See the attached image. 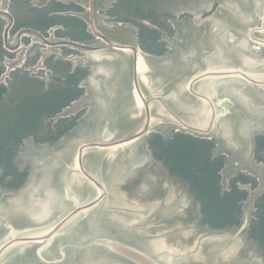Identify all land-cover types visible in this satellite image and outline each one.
<instances>
[{
    "label": "water",
    "instance_id": "water-1",
    "mask_svg": "<svg viewBox=\"0 0 264 264\" xmlns=\"http://www.w3.org/2000/svg\"><path fill=\"white\" fill-rule=\"evenodd\" d=\"M258 13V12H257ZM243 21L222 8L186 31V47L143 53L128 26H91L85 95L58 114L91 108L82 127L31 151V170L11 197L0 189V264H264L244 234L249 193L234 228L199 222L185 181L155 160L148 138L174 132L210 139L230 154L221 185L260 168L264 136V1ZM232 34L238 36L235 38Z\"/></svg>",
    "mask_w": 264,
    "mask_h": 264
},
{
    "label": "flooded vegetation",
    "instance_id": "flooded-vegetation-1",
    "mask_svg": "<svg viewBox=\"0 0 264 264\" xmlns=\"http://www.w3.org/2000/svg\"><path fill=\"white\" fill-rule=\"evenodd\" d=\"M263 1L0 0V189L8 191L4 198L27 180L31 151L65 138L86 119V107L58 114L85 95L83 83L91 73L84 62L86 46L97 38L90 25L128 26L141 51L158 58L177 45L186 47L181 26L195 29L221 8L227 22L232 12L250 22L257 12L258 17ZM214 146L211 158L222 161L217 170L219 194L226 195L237 219L223 229L241 224L249 193L263 184L249 207L244 230L245 237L257 243L248 235L264 218V136L254 138L253 160L260 168L234 172L224 187L219 172L230 154L213 155ZM200 209L199 202V220Z\"/></svg>",
    "mask_w": 264,
    "mask_h": 264
},
{
    "label": "trees",
    "instance_id": "trees-1",
    "mask_svg": "<svg viewBox=\"0 0 264 264\" xmlns=\"http://www.w3.org/2000/svg\"><path fill=\"white\" fill-rule=\"evenodd\" d=\"M148 144L162 168L185 181L193 197L200 202L201 224L223 229L237 222L236 213L228 207L226 195L219 194L217 170L222 161L211 158V148L215 144L212 140L182 132H174L168 138L155 133L148 138ZM248 236L257 241L264 253V218L262 223L252 225Z\"/></svg>",
    "mask_w": 264,
    "mask_h": 264
},
{
    "label": "rangeland",
    "instance_id": "rangeland-1",
    "mask_svg": "<svg viewBox=\"0 0 264 264\" xmlns=\"http://www.w3.org/2000/svg\"><path fill=\"white\" fill-rule=\"evenodd\" d=\"M86 109H87V112H86V115L85 116L87 117V115L91 112V108L87 107ZM81 127H82V124H80L76 129L79 130ZM38 148H43V147L40 145V146H38ZM148 148H149V144H148ZM149 151L151 153V150H149ZM151 155H152V153H151Z\"/></svg>",
    "mask_w": 264,
    "mask_h": 264
}]
</instances>
